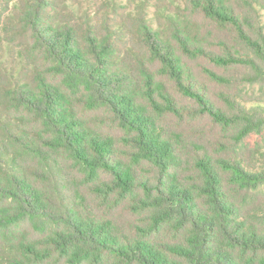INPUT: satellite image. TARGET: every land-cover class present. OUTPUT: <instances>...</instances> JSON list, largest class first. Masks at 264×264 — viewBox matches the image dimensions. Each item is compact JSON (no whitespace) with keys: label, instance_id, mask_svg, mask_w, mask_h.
Returning a JSON list of instances; mask_svg holds the SVG:
<instances>
[{"label":"trees","instance_id":"trees-1","mask_svg":"<svg viewBox=\"0 0 264 264\" xmlns=\"http://www.w3.org/2000/svg\"><path fill=\"white\" fill-rule=\"evenodd\" d=\"M155 7L107 20L99 6L96 25L54 0H0V264H264V151L215 158L157 121L209 118L237 144L264 129V106L223 90L214 98L208 86L264 84V0ZM24 35L27 58L37 52L82 85L88 107L128 134L127 159L33 61L24 79ZM91 197L130 199L150 224L99 216Z\"/></svg>","mask_w":264,"mask_h":264},{"label":"rangeland","instance_id":"rangeland-1","mask_svg":"<svg viewBox=\"0 0 264 264\" xmlns=\"http://www.w3.org/2000/svg\"><path fill=\"white\" fill-rule=\"evenodd\" d=\"M61 3L63 6H67L75 16L78 17V21H82L81 18L89 17L94 23L100 22V14L96 15V9L101 6L103 8L101 15L107 20H111L113 17L119 19L123 17L127 12L130 14L135 13L136 10L143 9L146 14L152 16L156 11V7H160L162 10H167L171 7L181 8L184 0H54ZM116 16L114 15L115 13ZM87 14V15H85ZM264 24V19L262 20ZM213 37L226 41V38L211 29ZM26 47H31V43L28 42L27 36L24 35V79L31 78V67H27L29 62L34 63L32 70L40 71L42 75H45L49 83L55 85L63 95L66 102L74 109L87 128H90L93 132L100 134L104 137H109L122 158L127 159L125 148V139L128 138V134L118 127L117 123L113 120L112 116L107 110L100 107L90 108L87 105L88 94L85 88L80 84H74L70 86L64 81L63 76L60 74H52L48 71V65L41 55L37 52H33L31 58H27L25 51ZM215 50V49H214ZM12 49H9L5 56L6 60L11 61ZM245 54V51L242 52ZM192 68L200 70L201 66L207 67L206 62L193 63ZM212 68L211 66H209ZM235 73L234 70L230 69ZM45 72V73H44ZM230 73V72H228ZM202 83L206 82L201 79ZM214 98H217L220 91H228L230 94H236L239 96L241 103L246 106L257 103V105L264 106V84H238L229 88L218 87L217 85H208ZM178 103H185L184 100L177 98ZM249 102V103H247ZM158 123L164 127L169 128L172 132L178 133L184 136V138L192 143H199L208 154L216 157H227L228 155H247L251 156L252 150L264 151V129L260 133H253L245 138H242L240 143H236L235 133L231 129H225L219 125L211 122L209 118H201L197 120H178L175 117L168 114H161L157 116ZM127 161V160H125ZM149 167L142 163L136 166V173L138 175L145 174ZM87 192V189L85 190ZM91 201L95 206L96 213L99 216L106 217L107 219L121 223L124 227L139 229H146L148 227L149 219L148 212L134 211L131 207L130 199L118 200L115 197L103 199L101 197H91ZM158 236L164 238L166 241H171L174 236L169 233L167 229L162 228L158 233ZM98 263L85 262L84 264H118L117 260L111 256H103Z\"/></svg>","mask_w":264,"mask_h":264}]
</instances>
